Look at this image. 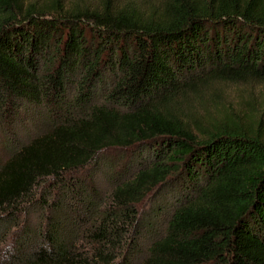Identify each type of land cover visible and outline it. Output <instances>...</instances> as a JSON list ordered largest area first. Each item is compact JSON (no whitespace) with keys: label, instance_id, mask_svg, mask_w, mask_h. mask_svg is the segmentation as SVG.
I'll return each instance as SVG.
<instances>
[{"label":"trees","instance_id":"obj_1","mask_svg":"<svg viewBox=\"0 0 264 264\" xmlns=\"http://www.w3.org/2000/svg\"><path fill=\"white\" fill-rule=\"evenodd\" d=\"M163 4L0 0V264H264V134L190 107L264 83V0Z\"/></svg>","mask_w":264,"mask_h":264},{"label":"rangeland","instance_id":"obj_2","mask_svg":"<svg viewBox=\"0 0 264 264\" xmlns=\"http://www.w3.org/2000/svg\"><path fill=\"white\" fill-rule=\"evenodd\" d=\"M63 1L67 3V5L74 1L83 5L97 7L101 0ZM128 1L130 4L141 8L148 14L163 10V2L166 0H111V6L120 8ZM215 88L213 94L202 95L205 100V105H202L203 100L201 99L200 104L192 102L190 107L199 113H202L204 110L208 112L217 111L218 108L227 110L241 124H251L254 128H260L264 134V83H225L218 84ZM126 157L127 162H130L131 157ZM105 181H107V178L105 176L101 177L100 184H104Z\"/></svg>","mask_w":264,"mask_h":264}]
</instances>
